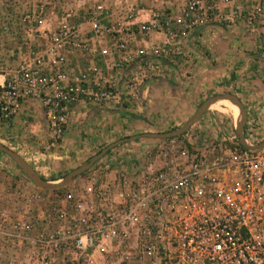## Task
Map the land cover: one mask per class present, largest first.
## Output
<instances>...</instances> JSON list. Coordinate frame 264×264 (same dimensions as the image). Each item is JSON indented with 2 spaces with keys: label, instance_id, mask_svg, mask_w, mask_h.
<instances>
[{
  "label": "built area",
  "instance_id": "obj_1",
  "mask_svg": "<svg viewBox=\"0 0 264 264\" xmlns=\"http://www.w3.org/2000/svg\"><path fill=\"white\" fill-rule=\"evenodd\" d=\"M201 11L197 0H189L184 19L188 28L213 17L210 8ZM101 13L97 6L84 25L60 20L42 36L43 49L28 48L22 62L0 73V123L7 125L24 101L36 100L54 143L62 137L71 103H120L109 81L71 73L67 55L87 51L84 31L103 39L134 30L166 33V26L153 15L148 24L127 23L118 29L103 24ZM258 14L255 9L253 16ZM29 20L25 15L23 22ZM115 46L124 49L123 43ZM165 54L163 48H152L139 57L143 60L138 72L125 89L134 88L135 77L151 74L155 60ZM245 114L242 139L253 148L264 139L263 116L252 104ZM232 124L229 131L213 126L193 143L187 138L180 142L173 151L174 163L136 170L134 179L118 190L114 204L111 200L113 205L108 192L101 194L103 208L97 218L76 204L67 222L60 214L51 223L33 218L27 207L0 201V263L50 264L49 253L67 252L73 258L66 261L72 264L75 256L85 261L97 247L116 243L124 264H264V145L244 149L234 133L235 121ZM87 191L92 193L91 188ZM16 252L25 255L22 262H13Z\"/></svg>",
  "mask_w": 264,
  "mask_h": 264
},
{
  "label": "crops",
  "instance_id": "obj_2",
  "mask_svg": "<svg viewBox=\"0 0 264 264\" xmlns=\"http://www.w3.org/2000/svg\"><path fill=\"white\" fill-rule=\"evenodd\" d=\"M197 1L202 11L210 8L213 17L192 28L184 23L189 0H164L161 5L168 12L160 19L165 22L166 33L141 39L134 33L122 32L101 39L89 31L83 32L88 49L69 53L68 69L74 75L89 73L103 82L109 81L120 103L82 99L71 103L61 140L49 150L44 143L46 122L41 104L33 99L24 101L9 128V123L1 128L7 130L5 136L13 146L34 151L39 157L40 164L34 168L39 176H47V182H57L89 156L115 142L180 127L205 100L216 95L234 96L244 110L254 105L264 124V0ZM255 9H259V14L254 17ZM26 37L30 42L36 41L41 49L45 47V40L38 34ZM117 43H123L124 49H117ZM152 48H163L166 54L155 60L156 68L151 74L135 77L134 88L126 90V83L138 72V63L143 60L139 57ZM24 56L26 53L22 60ZM4 64L10 62L6 60ZM213 111L204 112L190 127L198 133L196 140L213 126L231 129L233 124L224 122ZM187 133L184 137L195 142ZM149 139L125 141L108 151L132 149L134 152H128L136 160L138 149L148 145Z\"/></svg>",
  "mask_w": 264,
  "mask_h": 264
},
{
  "label": "rangeland",
  "instance_id": "obj_3",
  "mask_svg": "<svg viewBox=\"0 0 264 264\" xmlns=\"http://www.w3.org/2000/svg\"><path fill=\"white\" fill-rule=\"evenodd\" d=\"M163 1L0 0V62L3 64L0 66V73L6 70H13L22 62V56L27 52L28 48L32 46L41 48L35 43L36 41L30 42L26 37L27 34H38V36L42 37L44 34H48L54 30L62 19L70 23H81L84 25L89 14L97 6L101 7V21L103 24L115 25L118 29H121L127 23H133V26L148 24L153 15H157L159 18L167 15L168 9L164 5H161ZM25 15H30V22H23ZM133 33L141 39H149L151 36L157 34V32L137 34L135 30ZM6 60L10 64L4 66ZM229 104L227 102L213 104L209 110L216 111L217 115L230 125L233 121L236 123L239 114L236 107L237 114H233V110L229 107ZM220 109L222 110L220 111ZM8 123L9 128L10 121ZM3 124L0 123V144L20 156L33 170L37 168L40 164L39 157L34 151L21 150L13 146V143L9 142V137L6 138L5 136L7 130L1 128L2 126H6V124ZM45 128L44 143L49 150H52L61 139L53 143L49 137L47 125ZM187 132L179 138L175 137L165 140L151 139L150 143L144 146L143 149H138V159L136 160L132 157L134 154L128 152L132 149H127V151L124 150L123 152L119 150L111 151L94 162L85 172L74 177L64 187L52 191L40 190L34 187L21 174L14 163L0 152V201L8 205L11 202H15L17 207L20 208L27 207L33 218L40 216L51 223H54L55 218L60 214L63 215L62 220L64 219L67 222L68 218L75 214L73 210L76 204H81L84 212L86 209H89V211L93 212V218H97L103 208L101 194L104 193L105 195L108 192L109 204L113 205L117 198L118 190L126 187L134 179L137 175L136 170H152L165 164L174 163L176 157L173 158L175 156L173 151L180 145V142H185L186 137L184 135ZM187 136L193 139L198 137V133L193 128H190ZM189 142L192 141L190 140ZM132 152L134 151L132 150ZM97 153L95 152L93 155ZM92 156H89L87 160ZM131 166L133 167L132 169ZM36 173L38 174V172ZM39 177L45 181L48 178L47 176ZM88 188H91L92 193L87 191ZM46 251L48 252V250ZM22 253L16 252L12 255L13 262H22V259L25 258V255ZM2 254L5 255L6 250H3ZM49 254L51 258L50 264H70L66 260L69 256L73 258L72 254L67 252H52ZM75 258H77V262L72 264H124L121 261V253L116 243L108 248H104L103 246L97 247L85 261H82L79 256H75ZM0 264L4 263L1 262Z\"/></svg>",
  "mask_w": 264,
  "mask_h": 264
},
{
  "label": "water",
  "instance_id": "obj_4",
  "mask_svg": "<svg viewBox=\"0 0 264 264\" xmlns=\"http://www.w3.org/2000/svg\"><path fill=\"white\" fill-rule=\"evenodd\" d=\"M217 100H225L233 104L238 109L239 118L235 123L234 126V133L236 135V139L238 144L243 147L244 149H259L264 145V139L263 141L258 144L257 146H254L253 148L247 147L242 139V129L243 125L245 123V110L242 106V104L239 102L237 98L230 94H223V95H216L211 98H208L205 100L194 112V114L190 117V119L185 122L180 127L175 128L174 130H171L169 132L165 133H151V134H142L140 136L131 137L128 139H124L118 142H115L102 150H100L97 154L90 157L86 162H84L82 165L78 166L74 170L70 171L66 175H64L60 180L57 182H47L39 177V175L16 153L10 151L6 147L0 144V152L3 153L6 157H8L14 165L17 167V169L21 172V174L36 188L40 190L45 191H52V190H58L62 187H64L68 182H70L74 177L80 175L81 173L85 172L87 169L91 167V165L96 162L98 159L103 157L105 153L113 148L114 146H117L125 141H131L139 137L143 138H150V139H158V140H165L170 138H175L182 136L185 132L188 131V129L193 126L201 117V115L208 111L210 106L213 105Z\"/></svg>",
  "mask_w": 264,
  "mask_h": 264
},
{
  "label": "bare ground",
  "instance_id": "obj_5",
  "mask_svg": "<svg viewBox=\"0 0 264 264\" xmlns=\"http://www.w3.org/2000/svg\"><path fill=\"white\" fill-rule=\"evenodd\" d=\"M219 102H227V103H230V102H228V101H225V100H217V102H215L214 104L216 105V104H219ZM222 104V103H221ZM222 106V105H221ZM223 107V106H222ZM229 107L230 108H232V110H233V114H237L236 113V109H235V106L233 105V104H231L230 103V105H229ZM222 109H220V111H221ZM228 110V109H227ZM223 113V112H222ZM229 113V112H228Z\"/></svg>",
  "mask_w": 264,
  "mask_h": 264
},
{
  "label": "trees",
  "instance_id": "obj_6",
  "mask_svg": "<svg viewBox=\"0 0 264 264\" xmlns=\"http://www.w3.org/2000/svg\"><path fill=\"white\" fill-rule=\"evenodd\" d=\"M179 137H181V136H179ZM179 137H177V138H179ZM107 153H109V151H107V152L105 153V155H106Z\"/></svg>",
  "mask_w": 264,
  "mask_h": 264
}]
</instances>
